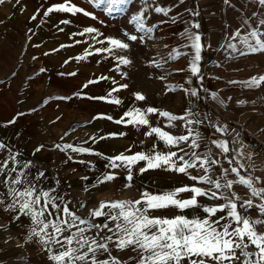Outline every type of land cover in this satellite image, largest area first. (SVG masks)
<instances>
[{
	"label": "rangeland",
	"instance_id": "1",
	"mask_svg": "<svg viewBox=\"0 0 264 264\" xmlns=\"http://www.w3.org/2000/svg\"><path fill=\"white\" fill-rule=\"evenodd\" d=\"M59 4L79 7L98 19L70 12L44 15L49 7ZM157 6L170 9L168 15L156 13ZM145 8V26L156 27L143 41H127L125 32L138 37L143 35L129 21ZM261 18H264V6L258 0H229L228 3L225 0H183V3L147 0V4L145 0H130L124 12L113 15L96 8L89 0H5L0 4V144L5 145L0 149V160L7 159L10 153L16 154L18 170H23L20 165L30 161L29 178L34 179L37 173L43 172L39 186L45 190L55 189L54 194L63 197L70 210L84 219H88L100 202L116 201L114 186L127 181L120 189L132 190L133 182L137 181L135 177L146 178L141 181L145 187L142 192L153 194L194 184L209 187L163 167L141 172L140 169L146 167L144 161L132 166L131 181L127 179V166H110V159L117 155L150 153L153 145L161 153L178 151L170 149L154 135H146L150 126L161 127L173 136L186 135L187 127H194L204 137L197 151L210 149L213 157L220 161L213 167L215 176H220L224 169L237 167L240 176L258 177L262 182L264 82L259 87H248L245 82L264 75V52L241 56L227 47L228 43H234L247 52L238 40L230 41L229 37L237 30L242 36L246 35L258 26ZM65 20L69 23H62ZM193 23H199V29L193 28ZM87 27L97 29L102 35L96 39L94 34L80 35ZM259 27L264 32V25ZM188 32L202 36L204 47L198 76L189 71L193 49L191 41L185 38ZM106 38L120 39L129 43L130 48L115 53L97 52L96 49L111 47ZM97 39L104 43H97ZM177 52L182 54L177 55ZM118 56L128 58L131 63L119 64ZM170 56L176 58L170 59ZM90 80L97 82L88 84ZM86 84L88 86L84 87ZM123 84L128 87L112 91ZM192 90L197 92L195 97L189 94ZM136 93L146 99L136 100ZM112 99L121 102H108ZM148 107L178 116H186L190 111L193 115L188 118L202 123L189 126L181 120L175 122V127H166L169 122L158 114H146L150 126L115 122L126 112ZM225 125L226 132L216 131L217 127ZM225 137L234 143V158L243 163V168L229 164L228 154L213 143L227 142ZM64 145L87 148L89 152L61 150ZM241 145L246 146V152ZM37 148L40 151H36ZM251 154L252 159H247ZM256 161L263 165L257 167ZM189 171L203 175L199 169ZM107 175L115 178L99 183ZM228 178L239 179L230 171ZM232 191L243 199L250 196L248 189L240 184H234ZM0 195L7 201V189L3 185H0ZM185 196L188 199L191 193L186 192ZM180 198H185L184 193H180ZM253 199L254 203H259ZM199 202L207 206L223 203L207 197L199 198ZM176 209L158 210L157 216L178 215L181 211ZM258 212L253 208L248 214L255 218ZM15 215L17 213L5 211L0 205V264H52L48 251L36 238L25 239L29 218L21 216L13 220ZM107 256L104 253L100 259ZM124 264H135V258Z\"/></svg>",
	"mask_w": 264,
	"mask_h": 264
},
{
	"label": "snow or ice",
	"instance_id": "2",
	"mask_svg": "<svg viewBox=\"0 0 264 264\" xmlns=\"http://www.w3.org/2000/svg\"><path fill=\"white\" fill-rule=\"evenodd\" d=\"M5 0H0V4ZM18 2V0H17ZM183 3V0H180ZM229 0H225L228 3ZM96 8H102L108 15L119 14L126 10L130 0H89ZM147 4V0H145ZM264 6V0H258ZM143 9L133 15L130 23L135 25V29L141 36L124 33L127 41H143L154 28L145 26L146 17ZM156 13L168 15L170 9L155 7ZM51 12L82 13L84 16H91L92 19L98 17L91 13L70 4H59L49 7L44 15ZM255 15V13L253 14ZM33 19L36 17L33 16ZM62 23H69L65 20ZM248 24V21H244ZM260 25H264V18L259 19L258 26L251 28L246 35H241L237 30L229 37V40H238L247 49H238L234 43H228L227 47L233 52H239L241 56L248 53L264 52V32L260 31ZM192 27L199 29V23H193ZM94 34L93 38L102 35L97 29L87 27L80 35ZM151 38V37H149ZM185 38L191 41L190 47L193 49V58L189 64V71L193 76L200 74L199 62L201 60L202 36L197 33H186ZM107 44L111 47L96 49L97 52H113L117 50H128L130 44L120 39L106 38ZM97 43H104L97 39ZM182 53L177 52V55ZM170 56V59H175ZM81 60L84 57H77ZM119 64L128 65L131 61L123 56L117 57ZM159 66V62L156 61ZM119 64L117 67H119ZM43 71V69L41 70ZM75 75V73H72ZM164 77H161L163 79ZM100 79H108L101 77ZM97 81L90 80L88 84ZM264 82V75L259 78L253 77L246 81L248 87H259ZM115 84L116 82L113 81ZM86 84L84 87H87ZM128 85H120L112 91H119L127 88ZM195 97L197 92L192 90L189 93ZM112 93L109 92L108 96ZM104 99V98H99ZM135 99L143 101L146 98L140 94H135ZM110 103L119 104V99L109 100ZM241 103H243L241 101ZM146 114H158L169 122L166 127H175V122L184 121L186 125L202 123L201 120H193L187 115H173L167 111H158L153 107L144 110L135 109L126 112L116 123H128L140 126H150ZM101 118V117H96ZM111 119V117H104ZM11 123V122H10ZM186 135L173 136L161 127L150 126V131L146 135H154L170 149L177 148L178 151L161 153L156 151L153 145L150 153H136L125 156L117 155L110 159V166L113 168L125 165L129 169L127 179L132 180L131 168L140 161L146 163V167L140 169L141 172L149 169L164 168L168 171H175L188 176L189 179L209 187L183 186L161 194H153L144 191L140 194V199L129 201H102L99 206L89 213L90 219H84L70 210L63 197L55 193V189L45 190L39 186L43 172L36 174L34 179L29 178L27 171L31 167V162L20 165L23 170H18L19 161L16 154H9L7 159L0 160V185L7 189L6 198L0 195V205L5 211L17 213L12 219L19 220L21 216L28 217L30 226L26 240L36 238L37 241L46 248L49 253V260L52 264H124L117 257L112 256V245L118 251L131 249L136 253L135 264H264V187L258 188L259 178L251 176H240L237 167L224 169L220 176L213 174V167L219 165L220 161L213 157L211 150L198 152L200 142L204 139L200 132L194 127H187ZM217 132L224 133L227 126L217 127ZM114 135V134H113ZM123 135V134H121ZM239 135V134H237ZM215 146L223 153H229L230 149L224 141H213ZM186 145V147H181ZM57 147H60L57 145ZM5 148L0 144V149ZM71 149L73 152L86 153L87 148H76L72 145H64L63 149ZM36 151H40L39 148ZM181 153H183L181 155ZM239 155V153H238ZM247 159L251 160L249 155ZM120 164H117V162ZM11 163V167L9 166ZM232 164V160L228 161ZM237 163H239L237 161ZM241 168L244 165H240ZM202 170L203 175H193L189 170ZM229 171L239 179H229ZM115 177L107 175L99 183L112 181ZM234 184L243 185L248 189L250 196L243 199L232 191ZM190 192L188 199L180 198V193ZM207 197L211 200H220L212 206L202 205L199 198ZM259 203H254V199ZM83 207V205H81ZM167 208H177L181 212L188 208H197L203 212V216L197 214L192 218L185 215L155 216L151 213ZM259 210V215L252 218L248 214L250 209ZM105 218L104 222L93 223L92 220ZM6 230V229H5ZM107 253L106 259L100 256Z\"/></svg>",
	"mask_w": 264,
	"mask_h": 264
},
{
	"label": "crops",
	"instance_id": "3",
	"mask_svg": "<svg viewBox=\"0 0 264 264\" xmlns=\"http://www.w3.org/2000/svg\"><path fill=\"white\" fill-rule=\"evenodd\" d=\"M225 140H227V146L229 147V149H230V153H227L228 155V160H232V165H237L239 168H241L240 167V165H242L243 163H237V159L236 158H234V152H235V149H234V147H233V145H234V143L232 144V142H231V138H228V137H225ZM241 148H243V150L245 151L247 148H246V146H242L241 145ZM246 152V151H245ZM251 156H252V154H251ZM256 164H257V167H259V166H261V165H263L264 164V159H263V164L262 163H260V161H256ZM261 164V165H260ZM234 165V166H235ZM261 173V172H260ZM136 179H137V181H134L133 183V189L132 190H124V189H120V188H123V186H125V184L127 183V181H123L122 183H120V184H118V186H114L113 187V190H117L115 193H116V196H114L115 197V199H116V201L117 200H122V201H129V200H136V199H140V194H141V192L145 189V187H144V185H142L141 184V181H143V179L145 180L146 178H144L143 176H141V180H140V178H138V177H135ZM260 178L264 181V171H263V173L262 174H260ZM263 181L262 182H260V183H263ZM260 183H259V185L258 184H256L257 186H261V187H264V183L263 184H261L260 185ZM119 189V190H118ZM147 190H150L149 188H147ZM186 193V192H185ZM185 193H184V199H187V197L185 196ZM114 195V194H113ZM105 198V197H104ZM99 206V204L97 205V207ZM96 207V208H97ZM188 209H191V210H194V211H191V212H189V211H186V212H180V213H178V215H185L186 217H188V218H192L193 216H195V215H197V214H199L200 215V213L198 212V210L199 209H197V208H188ZM188 209H186V210H188ZM175 210V209H174ZM177 210V209H176ZM259 211V210H258ZM172 212H174V211H172ZM251 212V211H250ZM159 213V211L157 210V211H155V212H153V213H151L152 215H155V216H157V214ZM259 215V212H258V214L256 215V217ZM251 216V215H250ZM255 217V218H256ZM252 218H253V215H252ZM88 219H90V217H88ZM104 219L105 218H103V217H101V218H97V219H95V220H92V222L93 223H103L104 222ZM110 248H111V254H112V256H115V257H117L119 260H121L122 262H126V261H130V260H133L135 257H136V253L135 252H133L131 249H126V250H124V251H118L117 249H115V247H113L112 245H110L109 246Z\"/></svg>",
	"mask_w": 264,
	"mask_h": 264
}]
</instances>
